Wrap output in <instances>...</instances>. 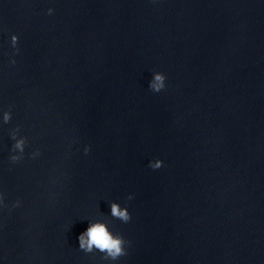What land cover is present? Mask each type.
Segmentation results:
<instances>
[{
    "label": "water",
    "instance_id": "1",
    "mask_svg": "<svg viewBox=\"0 0 264 264\" xmlns=\"http://www.w3.org/2000/svg\"><path fill=\"white\" fill-rule=\"evenodd\" d=\"M3 108L0 264H264V0H0Z\"/></svg>",
    "mask_w": 264,
    "mask_h": 264
},
{
    "label": "clouds",
    "instance_id": "2",
    "mask_svg": "<svg viewBox=\"0 0 264 264\" xmlns=\"http://www.w3.org/2000/svg\"><path fill=\"white\" fill-rule=\"evenodd\" d=\"M52 11L53 9L51 7L47 9L49 14H51ZM10 35L11 45L13 46V49L16 50L17 36L14 33ZM12 62L14 63L15 61L13 60ZM165 80L166 76L162 71L153 70L147 81V87L153 92H159L165 88ZM10 117L11 112L7 108L0 109V119H2L4 123H7L10 120ZM10 138L12 144L10 146L8 159L16 161L24 152L26 139L23 135L17 136L15 131L10 133ZM88 150V146L85 145L83 151L87 153ZM37 153L38 150L31 154L35 155ZM147 163L150 168L158 169L162 166L163 161L157 157L148 160ZM132 198L133 194L128 193L126 199L131 200ZM14 204H19V200L14 201ZM2 205L3 196L0 195V206ZM108 206V215L111 217L119 219L121 222L125 223L130 220L131 215L126 205H121L117 200H111L108 202ZM86 220L87 226L77 235L78 248L80 250H83L86 253H91L94 250L98 251L109 261H115L118 257L126 253L125 245L128 244L129 241H127L119 232L113 231L104 219L86 218Z\"/></svg>",
    "mask_w": 264,
    "mask_h": 264
}]
</instances>
